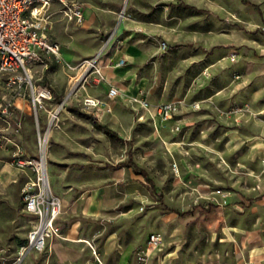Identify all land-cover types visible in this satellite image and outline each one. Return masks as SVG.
Instances as JSON below:
<instances>
[{"label": "rangeland", "instance_id": "374dc122", "mask_svg": "<svg viewBox=\"0 0 264 264\" xmlns=\"http://www.w3.org/2000/svg\"><path fill=\"white\" fill-rule=\"evenodd\" d=\"M68 1L92 19L80 25L52 0L47 34L63 60L33 68L54 94L39 109L42 127L65 102L45 148L61 245L21 254L34 215L22 199L31 172L14 152L40 157V146L34 107L20 99L22 127L0 142V264H264V158L249 142L264 104V0ZM95 50L120 71L80 84L79 64ZM8 78L0 70V106L17 102ZM163 101L176 106L168 126L152 114ZM130 156L157 189L123 164Z\"/></svg>", "mask_w": 264, "mask_h": 264}, {"label": "built area", "instance_id": "2783aa9c", "mask_svg": "<svg viewBox=\"0 0 264 264\" xmlns=\"http://www.w3.org/2000/svg\"><path fill=\"white\" fill-rule=\"evenodd\" d=\"M51 2L52 0H0V70L9 74L8 82L15 87L16 98L21 97L33 105L40 146V157L26 155L21 149L14 152L15 165L28 173L31 172L30 179L23 186L22 199L25 211L34 215L33 227L28 233L27 243L21 246V254L31 249L43 251L49 239L62 236V227L58 223L62 203L52 190L43 150L51 135V125L58 117L61 108L65 106V102L50 111L49 125L42 127L39 109L44 107L48 100H52L54 94L49 86L36 84L33 75V68L36 65H48L49 61L63 60L60 42L47 34ZM61 2L65 15L78 24L84 21V6L81 2L68 0ZM166 47L165 43L164 48ZM100 59L101 51L79 64L83 68L78 78L80 84L83 81L84 85H93L92 76L99 83L104 76ZM118 62L122 64L124 60ZM117 94L118 89L115 86L109 88L110 97H115ZM69 97H72L71 93ZM83 103L85 107L91 109L99 106L100 101L96 97L85 96ZM144 106L149 109L148 101L144 102ZM151 106L153 117H159L162 126H168L176 113L173 102L163 101ZM18 108L20 106L16 100L0 106V142L3 145L5 141L10 140L6 131L14 128L18 132L22 127ZM150 240L156 245L160 241V235L152 233ZM137 255L142 258V251H138ZM98 264L104 263L99 259Z\"/></svg>", "mask_w": 264, "mask_h": 264}, {"label": "crops", "instance_id": "0c3cea01", "mask_svg": "<svg viewBox=\"0 0 264 264\" xmlns=\"http://www.w3.org/2000/svg\"><path fill=\"white\" fill-rule=\"evenodd\" d=\"M93 17V11L90 8L84 7V21L80 24L84 26V23L86 21V19L88 21H90ZM120 21L122 20V18L120 17ZM264 49V47H263ZM98 52V50L93 51L92 53H96ZM123 56H120L118 58V60L122 59ZM101 65H102V70L104 71L105 74L107 75H115V73L118 71H120L118 68H113V66H111L108 63V60L105 59V61H103V59H101ZM260 95H264V88H262L259 92ZM22 102H25L26 100L23 98H17V104L20 106V108L23 107V104L19 103L18 100H20ZM257 114L252 116L253 119L255 120L256 123V128H257V135H253L251 136L249 142H250V147H251V156L253 158H264V104L260 107H257ZM157 119L161 120L159 117L156 116ZM162 127V126H161ZM243 140V138H242ZM237 141V139H236ZM240 142V140L238 141ZM126 162H124L123 164H125ZM127 166V165H126ZM131 167V166H129ZM264 184V182L262 183ZM264 187V186H263ZM258 201H260L261 204L264 205V196L263 197H259ZM62 230H63V226H62ZM63 232V231H62ZM56 237L49 239L48 244H52V247L54 249H58L61 245V242H59L58 240H55ZM61 238V237H58ZM80 235L78 238H74V240H78L80 239ZM63 239V238H62ZM84 240V237L82 238ZM65 240V239H64ZM66 241H70V240H66ZM73 242H78V241H73ZM82 242V241H81Z\"/></svg>", "mask_w": 264, "mask_h": 264}, {"label": "trees", "instance_id": "16d2710c", "mask_svg": "<svg viewBox=\"0 0 264 264\" xmlns=\"http://www.w3.org/2000/svg\"><path fill=\"white\" fill-rule=\"evenodd\" d=\"M104 128H105V130H107V131H112V130H109L106 126H104ZM114 132V134H118L117 132H115V131H113ZM127 166H132L134 169H135V171L137 172V173H141V174H143L145 177H146V179L149 181V182H151V184H152V186L155 188V189H157V185L155 184V182L153 181V179L149 176V174H148V172L145 170V169H143V168H141L138 164H137V162L133 159V157L132 156H130V158H129V160L125 163Z\"/></svg>", "mask_w": 264, "mask_h": 264}, {"label": "bare ground", "instance_id": "6f19581e", "mask_svg": "<svg viewBox=\"0 0 264 264\" xmlns=\"http://www.w3.org/2000/svg\"><path fill=\"white\" fill-rule=\"evenodd\" d=\"M123 15V13L121 14V16ZM19 98H21V97H19ZM99 101H100V99H99ZM101 102V101H100ZM43 157H44V159H45V149L43 150ZM50 178V177H49ZM78 240H83L82 238H80V239H78Z\"/></svg>", "mask_w": 264, "mask_h": 264}]
</instances>
